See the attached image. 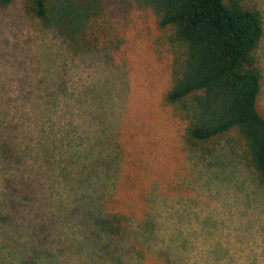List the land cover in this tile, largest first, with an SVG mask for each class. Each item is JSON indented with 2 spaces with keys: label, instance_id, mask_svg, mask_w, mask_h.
Listing matches in <instances>:
<instances>
[{
  "label": "rangeland",
  "instance_id": "1",
  "mask_svg": "<svg viewBox=\"0 0 264 264\" xmlns=\"http://www.w3.org/2000/svg\"><path fill=\"white\" fill-rule=\"evenodd\" d=\"M248 2L258 5L264 18V0ZM101 7L118 40L116 45L77 53H72L54 30L27 13L21 0L0 7V95L4 104H22L18 93L31 90L30 80L39 76L44 90L37 101L45 106L41 119L29 123L30 135L26 126L16 123L15 127L14 117H6L5 122L14 125L17 140L29 145L40 142V153L37 147L18 152V161L11 160L6 172L16 164L24 177L33 176L40 182L38 174L44 172L46 185L43 201L24 200L18 191L0 195V201L6 198L15 203L3 204L8 214L0 217V264H52L65 259L68 254L61 252L62 246L56 242L51 244L55 253L60 251L55 256L41 253L32 257L30 248L33 243L49 244L36 227L41 222L48 224L51 205L56 206L60 218L72 207L69 196L85 188L103 198L109 194L114 210L130 216L125 241L135 243V249L141 248L139 232L145 212L190 213L197 220L209 215L218 218L224 201L239 198L241 193L263 214L264 222V195L257 193L244 169L228 163L219 148L209 155L186 144L184 120L163 102L171 81L173 53L152 11L132 0H101ZM261 44L263 75L257 109L264 116V37ZM32 106L29 114L37 118ZM40 156L42 166L38 165ZM233 189L239 195L235 196ZM229 204L228 221L233 222ZM60 223L59 231L69 233ZM231 235L237 248L246 245L241 254L248 259L255 256L249 236ZM74 237L82 244L79 259L87 260L90 246L80 232ZM71 260L72 255L66 262Z\"/></svg>",
  "mask_w": 264,
  "mask_h": 264
},
{
  "label": "trees",
  "instance_id": "2",
  "mask_svg": "<svg viewBox=\"0 0 264 264\" xmlns=\"http://www.w3.org/2000/svg\"><path fill=\"white\" fill-rule=\"evenodd\" d=\"M14 1L0 0V7ZM132 1L152 11L173 53L171 81L163 102L184 120L186 144L209 155L219 148L228 163L235 162L244 169L245 176L263 196L264 116L257 109V99L263 75L259 50L264 37V18L258 5L248 0ZM21 2L24 10L42 26L54 30L72 53L86 48L114 47L118 41L110 31L101 0ZM41 83V77H32L31 90L18 93L17 97H23L22 104L7 106L0 95V195L18 191L24 200H44V172L38 174L41 182L33 176L24 177L16 164L13 170L6 172L11 160L18 161V152L37 147L40 153V142L31 145L20 142L13 133L14 125L5 121L6 117H14L15 127L16 123L26 126L30 135L29 123L34 125L44 114L45 106L37 101L44 90L39 86ZM32 103V113L38 112L37 118L29 114ZM10 109L14 111L9 113ZM40 159L38 165L42 166V156ZM234 192L235 196L239 193ZM239 194V198L224 201L218 218L209 215L197 220L190 213L174 212L173 216L142 213L141 248L135 249V243L125 241L129 233L127 224L132 219L114 210L115 203L109 194L103 198L97 193L92 195L86 188L74 190L69 196L72 207L67 208L65 215L58 218L53 204L47 217L48 226L41 222L36 227L45 234L44 239L49 244L33 243L31 256L41 253L55 256L60 251L55 253L51 244L56 242L61 244V252L68 255L52 264H264L263 214ZM5 199L0 201V217L8 214L3 204H15ZM50 202L45 200L46 205ZM229 203L233 222L228 221L226 206H230ZM40 210L44 212V204ZM70 218L73 222L68 221ZM61 221L69 233L59 231ZM79 232L90 246L86 253L88 261L78 256L82 244L74 235ZM232 233L238 237L249 236V243L255 244L254 257L248 259L241 254L246 245L237 248ZM77 242L81 245H76ZM71 255V262H66Z\"/></svg>",
  "mask_w": 264,
  "mask_h": 264
}]
</instances>
